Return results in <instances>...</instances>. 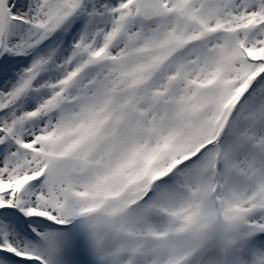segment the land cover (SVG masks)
<instances>
[{
  "label": "snow or ice",
  "instance_id": "snow-or-ice-1",
  "mask_svg": "<svg viewBox=\"0 0 264 264\" xmlns=\"http://www.w3.org/2000/svg\"><path fill=\"white\" fill-rule=\"evenodd\" d=\"M0 264H264V0H0Z\"/></svg>",
  "mask_w": 264,
  "mask_h": 264
}]
</instances>
